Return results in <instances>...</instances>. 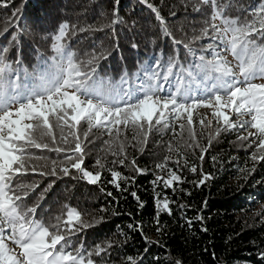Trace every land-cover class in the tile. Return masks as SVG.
Wrapping results in <instances>:
<instances>
[{"label": "snow or ice", "instance_id": "1", "mask_svg": "<svg viewBox=\"0 0 264 264\" xmlns=\"http://www.w3.org/2000/svg\"><path fill=\"white\" fill-rule=\"evenodd\" d=\"M139 3L155 14L160 32L172 41L173 54H154L149 63H137L134 72L125 67L118 78L99 72L101 62L119 49L118 43L93 47L81 56L70 41L79 34L105 29H111L115 37V26L124 23L119 15L120 0H113L111 18L106 23L78 26L64 21L55 26L46 37L51 55L32 65L31 70L18 48L15 29L8 32L5 27L0 32V36H11L7 45H0V264H108L103 257L115 246L114 241L105 240L88 248L80 239L81 233L105 222L106 216L86 218L67 202L48 219L39 210L56 180L71 177L102 185L104 171L110 175L106 183L115 192L127 193L143 209L145 204L138 192L129 187L136 177L107 167V155L115 157L113 165H130L140 175L145 169L137 165L135 157L128 160L127 148L142 152L154 132L172 133L167 151L178 154L177 165L183 162L188 171H199V179L193 181L196 188L213 177L196 164H189L187 150L199 148L198 159L203 161L208 147L222 131L239 130L233 143L253 149L252 161L264 160V0L250 5L239 4L238 0H194L193 11L210 7L211 14L198 33L182 39L168 30L155 4L150 0ZM13 5L14 0H0V8ZM233 9L236 15L230 14ZM21 11L14 8L7 23L11 24ZM181 47L190 59L181 60ZM131 48L138 45L132 43ZM13 52L14 58L10 55ZM199 109L207 111L201 113ZM197 123L199 134L195 131ZM205 131L208 143L201 146L198 135L202 138ZM104 136L107 139L103 140L102 151L106 155L98 157L93 170H89L85 166L87 145ZM34 150H41V154ZM43 150L55 152L56 158L43 155ZM171 160L172 156L166 155L155 165L157 173L151 181L155 193L153 223L158 234L163 230L161 215H172L176 203L158 187L171 189L173 195L178 188L191 195L179 187L184 178L179 168L169 167ZM241 172L251 174L246 168ZM30 173L55 179L42 187L40 180H25ZM100 191L118 199L103 186ZM37 193L34 202L27 203ZM106 211L100 209V213ZM112 215L119 213L113 211ZM195 219L203 221L204 217L198 212ZM188 224L191 226L192 221ZM128 228L149 243H159L149 240L139 220L129 223ZM122 234L126 242L127 234ZM260 256L264 259V252ZM121 264H143V260L129 255ZM174 264L183 262L177 259Z\"/></svg>", "mask_w": 264, "mask_h": 264}, {"label": "trees", "instance_id": "2", "mask_svg": "<svg viewBox=\"0 0 264 264\" xmlns=\"http://www.w3.org/2000/svg\"><path fill=\"white\" fill-rule=\"evenodd\" d=\"M150 2L160 9L168 30L177 39L191 36L193 32L198 33L204 20L211 14L210 7H205L201 12L193 11L194 0ZM255 2L256 0H238V3L243 5ZM112 7L113 0H14L13 6L0 8V32L4 31L5 27L8 32L15 29L18 33V48L31 70L32 65L46 60L51 55L50 41L46 37L52 33L55 26L64 21L78 26L106 23L111 18ZM14 8H22V11L8 24ZM230 14L236 15L237 12L233 9ZM119 15L124 23L115 26V37L111 29H105L79 34L70 41L71 47L81 56L91 52L93 47L99 49L101 46L107 48L110 44H119V49L109 59L101 62L100 75L107 74L118 78L125 67L129 72H134L137 63H149L154 54L163 52L165 57L173 54L171 39L162 35L155 14L140 4L139 0H120ZM10 39L11 36L7 33L0 36V45H7ZM207 42L209 41L201 43ZM132 43H136L138 48L132 49ZM10 55L14 58V52ZM179 55L182 61L190 59L182 47L179 49ZM228 59L231 60V56ZM195 131L197 134L201 131L198 123L195 125ZM238 134L239 130L222 131L215 137L211 147H208L203 161L198 159L199 148L194 151L187 150L189 164H196L198 169L202 168L213 177L200 188L193 184V181L199 179V171L195 174L188 171L183 162L177 165L175 161L178 154L167 151L172 133L154 132L142 152L132 147L127 148L128 160L131 161L135 157L137 165L145 169L140 175H136L130 165H113L111 161L115 157L107 155V167H115L125 175L136 177L135 184L129 187L130 190L138 192L145 204L143 209H139L136 201L127 193L115 192L112 186L106 183L110 175L104 171L102 185H90L71 177L56 180L39 210L40 215L45 219L54 217L61 205L67 202L85 213L86 218L90 219L94 215L106 216L105 222L81 233L80 239L88 248L105 240L114 241L115 246L103 257L108 264H121L129 255L138 256L143 260V264H174L177 259L182 260L183 264H264V259L260 256V253L264 252V160L252 161L250 153L253 149L233 143ZM96 135L99 136V133ZM131 135L129 132V138ZM104 139L107 137H101L95 143L87 145L85 166L89 170H93L92 166L98 157L104 158L106 155L102 151ZM198 139L201 146H207L208 131H205L202 138L198 135ZM34 151L41 154V150ZM42 154L53 159L57 156L55 152L47 150H43ZM166 155L172 156V160L168 162L169 167L179 168V174L184 178V183L179 187L187 189L191 195H185L179 188L173 195L171 189L158 187V191H167L168 196L176 201L172 205V215H161L163 230L158 234L155 231L157 225L153 223L155 193L151 181L157 173L155 165L161 163ZM213 157L216 159L213 160ZM245 168L251 172L250 175L241 172V169ZM52 179L55 178L31 173L25 177L26 181L40 180L42 187ZM101 186L105 187L106 191H113L118 199L113 200L105 192H101ZM36 195L38 193L27 203L34 202ZM181 204L188 207L181 208ZM101 208L107 211L100 213ZM113 211L119 215H112ZM129 212L133 215L129 216ZM198 212L203 215V221L195 219ZM258 212L261 213L260 216L256 215ZM137 220L141 222L142 231L149 240L159 243H149L138 232L128 228L129 223ZM188 221H192L191 226ZM204 228L207 231H202ZM122 233L127 234L126 242Z\"/></svg>", "mask_w": 264, "mask_h": 264}, {"label": "rangeland", "instance_id": "3", "mask_svg": "<svg viewBox=\"0 0 264 264\" xmlns=\"http://www.w3.org/2000/svg\"><path fill=\"white\" fill-rule=\"evenodd\" d=\"M206 111H207L206 109H199V112H201V113H204ZM209 117H211L210 113H209Z\"/></svg>", "mask_w": 264, "mask_h": 264}]
</instances>
